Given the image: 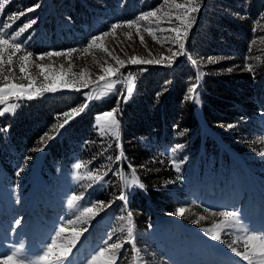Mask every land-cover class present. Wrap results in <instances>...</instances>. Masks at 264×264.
Masks as SVG:
<instances>
[{"label": "rangeland", "instance_id": "374dc122", "mask_svg": "<svg viewBox=\"0 0 264 264\" xmlns=\"http://www.w3.org/2000/svg\"><path fill=\"white\" fill-rule=\"evenodd\" d=\"M2 2L3 0H0V3ZM176 4L190 7L198 5V11L189 14L192 18L190 28L187 27V23L182 25L176 19L177 16H182L184 11L176 9ZM35 5L39 7L34 11H27ZM205 7L223 13L228 12L226 7L217 5L214 0H197V4H190V0H161L154 6L138 0L125 6L129 12L114 13L103 6L101 10L106 15L80 27L69 17L61 15L49 0H10V3L0 11V26L11 25L7 29L11 34L35 20V23L19 37L24 48L13 56L12 66L7 64L12 50L8 49L4 53L5 64L0 67V84L8 82L4 79L5 76L16 83L25 85L29 83L24 74L19 72V56L31 52L33 55L29 58L28 72L35 81V87L50 83L59 85L61 80L74 85V88H58L56 92H44L31 100L25 98L17 101L14 97L9 98L8 103L18 104L12 112L4 110L7 104L0 105V113H3L0 116L8 115L0 120V256L11 254L18 248L22 249L23 255L27 258L41 255L45 246L51 242L50 238L63 223L66 228L75 227L77 230L87 228L72 249L67 262L87 264L101 246H106L104 241L114 230L123 226L124 232H117V235L120 242L127 239V213L131 212L137 251L132 250L130 243L125 244L118 264H248L232 253L227 246L239 236L240 239L233 246L239 251H244V234L234 233V230L220 232L223 241L220 242L211 239L204 229L212 228L223 219L215 213L236 210L250 231L258 236L264 235V156L260 154L264 152V112L257 117L261 129L251 133V137L247 135L241 137L233 131L231 128L234 127L239 131L235 122L229 123L232 127L220 124L221 134L210 131L204 124L202 130L210 131L221 142L220 147L209 155L203 148L200 152L193 153L184 151L181 147L177 148V145L162 147L161 154L168 156L172 165L173 161L179 164L180 170L178 172L173 165V172L176 173L173 176L171 171L165 202L159 205L148 201L150 205L148 222L146 218L144 219L145 214L141 213L143 208L130 203V195L142 188L135 186L128 189L125 193L126 202L118 199L121 189L124 188L121 175L131 178V169H135L137 178V166L128 158L122 146L124 117L119 113L120 105L134 96L137 79L147 70L142 68L138 77L137 71L133 69L137 65H131L128 61L132 56L144 60H160L161 57L172 56V52L179 53L181 51L179 45L172 43L175 33L170 31L173 27H179L182 33L187 31V37L183 41L185 44L183 51L186 55H177L171 64L165 59L160 64L141 65L162 70L173 67L185 57L188 59L191 57L198 64L206 63V58L197 57L188 51V43L193 40L196 28L204 20ZM151 11H156L155 17L138 19L142 13ZM22 12L25 14L20 15ZM231 14H234V11ZM55 16L59 20L55 25L57 30L61 31L60 41L53 38L51 32L53 28L48 32L49 27H44V22L52 24L53 19L55 22ZM260 19L262 33L258 39L261 42L264 40V17ZM129 20H136L139 30L135 25L133 27L122 25L110 31V25L113 23ZM149 27L155 34V40L147 31ZM103 32L109 34L97 43H102L107 51L95 45L85 51L91 37ZM50 51L62 52L64 55H53L43 60L37 58L38 54ZM114 57L124 61L126 66L118 65ZM233 58L235 57H230ZM256 60V54L252 53L246 57L245 65H253ZM40 64L47 67L49 77L54 79H45L37 67ZM108 66L118 67L120 71L107 81H98V76L103 75V69ZM82 79L88 80L89 85L76 91L75 88H80ZM130 79L133 83V92L128 95L126 89ZM118 80L122 82L116 83L109 94L100 95L106 91L107 83ZM89 92L100 98L91 101L83 113L60 128L59 125L66 118L63 113L72 108L82 107L86 103L85 94ZM191 95L193 94L189 93V97ZM198 97L199 103L193 101V104L197 114L202 116L200 92ZM49 98L54 100L49 101ZM109 99H113L111 109L95 112L91 122L88 116H84L94 104L106 103ZM47 101L53 104L52 106L60 104V109L51 110L49 104H46ZM32 104L34 109L31 107ZM32 109L36 114H31ZM113 109H116L114 117L119 124L115 129L117 137L111 134L113 130L108 127L110 121L103 119L97 121L98 116L102 117L104 113ZM20 110L31 116L26 120L25 118L18 120L13 130L9 125L5 127V123L14 122L12 118ZM47 110L52 115L48 122L38 114ZM78 125L81 127L78 128ZM28 133L33 134L31 141H27ZM87 142L91 147H87ZM223 143L228 144L227 150ZM92 145H96L94 149ZM121 155L123 159L117 162L115 158ZM126 161L130 170L124 168ZM77 162L82 164L79 170L74 168ZM21 167L23 171H19ZM143 167L144 165L140 166ZM109 169H114L115 174L109 172ZM88 171H92L93 175L104 176V180L101 183L93 182L92 187H88L90 182L86 179L77 180V172L85 176ZM106 172L108 175L105 176ZM73 194L84 196L82 201L77 202L79 207H70L67 203ZM97 201H103L104 205L110 201H115L116 204L105 208L86 223L76 221L82 207L90 206L89 202ZM178 207L186 209L184 217L174 215ZM201 216L205 219L193 223ZM121 217L124 219L121 220ZM17 220L21 223L16 224ZM68 220H72L73 224L69 225ZM69 238L70 234L64 233L57 237V243H63ZM253 260L254 264H261L258 258L253 257Z\"/></svg>", "mask_w": 264, "mask_h": 264}, {"label": "trees", "instance_id": "16d2710c", "mask_svg": "<svg viewBox=\"0 0 264 264\" xmlns=\"http://www.w3.org/2000/svg\"><path fill=\"white\" fill-rule=\"evenodd\" d=\"M136 1L138 0H130ZM142 1L154 6L161 0ZM49 2L61 15L69 17L80 27L106 15L101 10L103 6L114 13L130 11L125 8L130 2L125 3L122 0ZM214 3L226 7L228 12L205 7L204 20L196 28L193 40L188 43V51L197 57L206 58L207 62H196L193 65L185 57L173 67L162 70L151 66H134L138 77L142 68L147 70L137 79L134 96L120 105L119 113L124 117L122 146L128 158L137 166V179L144 186L143 190H135L130 195V203L143 208L141 213L145 214L146 222L150 215L148 201L159 205L165 202L172 173L173 176L176 173L173 172L170 158L161 154L162 147L180 145L184 151L193 153L200 152L203 148L209 155L220 147L221 142L210 133L212 130L219 134L220 124L229 125L235 122L239 131H236V127L231 129L241 137H251V133L261 129L257 117L264 112V40L260 42L258 37L262 33L259 22L264 17V0H214ZM232 11L234 14H231ZM53 21L52 24L44 22V27H49L48 32L53 28V38L60 41L61 31L55 25L59 23L57 16L55 22ZM252 53L256 54L257 60L249 71L245 60ZM232 56L235 58L230 59ZM209 57L216 58L215 62H209ZM197 71L203 73L198 87L202 99V116L197 114L193 100L188 98V89L190 84L196 82ZM53 100L49 98V101ZM49 101L46 104H49L51 110L60 109V104L52 106ZM112 102L113 99H109L106 103H96L84 116H88L91 122L95 112L111 109ZM32 105L34 109V104ZM33 109L31 114H36ZM31 114L20 110L12 118L14 122L5 123L4 126L9 125L13 130L18 120H26ZM38 114L47 122L52 117L49 110ZM7 116H0V120ZM204 124L210 131L202 130ZM32 135L27 134V141H31ZM222 145L228 149L227 143ZM89 146L91 144L88 143L87 147ZM95 146L92 145V148ZM127 162L124 163V168L130 170ZM142 165L144 167L140 168Z\"/></svg>", "mask_w": 264, "mask_h": 264}, {"label": "snow or ice", "instance_id": "6c2138e0", "mask_svg": "<svg viewBox=\"0 0 264 264\" xmlns=\"http://www.w3.org/2000/svg\"><path fill=\"white\" fill-rule=\"evenodd\" d=\"M10 3V0H3L2 3H0V11L4 9V7ZM190 4H197V0H190ZM36 7H39V5H35L33 8L27 9V11L31 12L34 11ZM176 9H184L182 16H177L176 19L179 20L180 24L187 23V27H191V17L190 13L198 11V5L195 7L185 6L181 4L175 5ZM25 13H20V15H24ZM156 11H151L147 13H142L141 16L138 19H148L149 17H155ZM35 20H32L30 23L25 24L22 28H20L16 33L11 34L7 31L11 27L9 24H5L0 26V67H2L5 64L4 59V53L11 49L12 52L8 56L7 64L9 66L13 65V56L16 55V53L21 52L24 48L23 43L19 40V37L21 34L28 28L31 27V24H34ZM122 25H127L128 27H133L134 25L137 26L139 30V26L137 25L136 20H129V21H123V22H117L110 25V31H114L118 27H121ZM147 31L152 34L153 39L155 40V34L153 33V30L151 27L147 29ZM171 32L175 33V37L172 40L173 44H178L179 49L181 50L178 52H172V56L170 57H161L160 60L157 59H148L144 60L137 56H132L128 63L131 65H141V64H160L163 60H167L169 64L173 62V58L177 55H186V53L183 51L185 49L184 39L187 37V31H184L182 33L181 29L179 27H173L170 29ZM108 32L100 33L96 36L91 37V40L89 41L88 46L85 48V51H87L88 48H91L92 46H96L99 48H104V45L102 43H97L98 41H102L103 37L107 36ZM7 37V38H6ZM141 42H143V37H140ZM105 51H107L106 48H104ZM171 50V49H169ZM75 51V50H70ZM33 53L27 52L25 55L19 56V72L24 74L25 78L28 79V84H21L16 83L12 80H9V77L5 76V80L8 81L7 83L0 84V105L7 104V107L4 109L6 112H12L15 111V108L18 107V104L16 103H8L9 98H15L17 101L22 99H33L36 96L44 93V92H56L58 91V88H74L73 84H70L66 81L61 80L60 84L57 85L56 83H50L46 86H41L39 88L35 87V81L32 79L28 72V62L29 58L32 57ZM61 56L64 55L62 52H46L42 54H38L37 58L40 60H43L45 57H51V56ZM116 63L120 66H126L125 62L122 60H119L118 58H115ZM191 63L193 65L196 64V60L191 59ZM209 62H215L216 58L209 57ZM41 72V74L44 75L45 79H54V77H49L48 69L44 64H40L37 66ZM248 70H252V65L248 64ZM10 70L11 67H10ZM120 69L114 68L112 66H108L103 69V75L98 76V81H107L109 78H111L114 74L118 73ZM231 71V69H229ZM203 73L197 71L196 75V82L191 85V87L188 89L189 93H192L190 99H192L195 103H199V97H198V87L200 84V80L202 78ZM122 81H112L111 83L106 84V91L102 92L100 95H106L109 94L116 83H119ZM89 85V81L86 79H82L80 88H75L76 91H80L81 88H87ZM95 91V89H93ZM127 94L131 95L133 92V83L132 80H129L128 86H127ZM100 96H93L91 92L85 94V100L86 103L79 108H72L70 111L63 113V116L66 117L62 124L59 125L60 128H63L65 125H67L72 119H74L76 116L83 113L86 108L88 107L89 103L93 101L94 99H99ZM126 99V97H125ZM116 109H113L112 111L106 112L103 114L102 117L98 116L97 121L105 120L110 121L111 123L108 125L110 129H112V136L117 137L118 133L115 131L119 127L118 121L114 117ZM3 114V113H0ZM229 127H232V125H229ZM101 131H103V128H101ZM48 135L47 133L45 134ZM54 137H49V139H52ZM43 140V137L41 138ZM180 145H177V148H180ZM35 150H42V149H35ZM262 156H264V152L260 153ZM30 159V158H29ZM116 161L119 162L123 159L122 155L117 156ZM183 161H181L182 163ZM173 165L176 167V170L179 172V164H177L175 161H173ZM74 168L79 170L82 168V164L80 162H77L74 165ZM19 171H23V168L21 167ZM109 172H112L115 174L114 169H109ZM19 174V173H18ZM105 176L108 175L106 172L104 174ZM77 180L86 179L90 183L88 184V187L93 186L94 183H101L104 180V176L99 175H93L92 171H88L85 176H81L79 172L76 174ZM121 180L124 184V188L121 189L120 195L118 196V199L121 201L126 202V191L128 189H131L135 186H139L140 188H143V184L139 183V180L135 178V169H131V178H128L124 175H121ZM84 199L83 194L81 195H75L73 194L70 199H68L67 203L70 207H79L77 202L82 201ZM115 203V201H110L107 205H104L103 201H97V202H89L90 206H84L82 207V210L80 211L79 215L76 217V221L80 223H86L87 220L95 218L101 211H103L105 208H110L111 205ZM97 205H100L98 207ZM205 211H208L205 209ZM186 212V209L184 207H178L174 213V215L179 217H184ZM215 215L223 217V219L218 223L213 225L212 228H206L204 229L205 233L213 240L216 241H222L220 232H232L234 230V233H242L244 234V251H239L237 247H234L233 245L237 243V241L240 239L239 236H237V240H233L230 244H228V248L231 250L232 253H234L237 257H240L243 261L248 262V264H254L253 257L258 258V260L261 262V264H264V235H256L255 232H252L248 229L246 225L243 224L241 220V216L238 211L236 210H225L223 212L215 213ZM121 220L124 219V217L120 218ZM205 219V217L201 216L199 220H194L193 223H199L200 220ZM21 221L17 220L16 224H20ZM67 223L69 225L73 224L72 220H68ZM127 229H126V237L123 242H120L119 236L117 235V232H124V227L121 226L118 230H114L111 234L108 235V239L104 241V244L106 246H101L98 251L95 252L91 256V258L88 260L87 264H118V260L120 258V253L124 249L125 244H131L132 250L135 252L137 249L135 248V235H134V224L132 223V213H127ZM87 228H81L77 230L75 227H65L63 223H61L60 227L55 231V235L51 237V242L48 243L45 248L42 250V254L35 257V258H27L23 255L22 249H16L11 252V254H4L3 256H0V264H67L69 257L71 255L72 249L75 247L77 241L79 240L80 236L83 234V232H86ZM69 233L70 238L67 239L65 242L58 244L57 243V237H61L62 234ZM115 237V240H114Z\"/></svg>", "mask_w": 264, "mask_h": 264}]
</instances>
